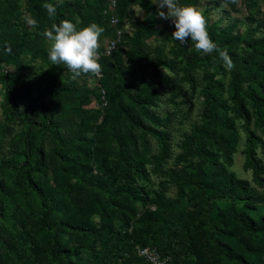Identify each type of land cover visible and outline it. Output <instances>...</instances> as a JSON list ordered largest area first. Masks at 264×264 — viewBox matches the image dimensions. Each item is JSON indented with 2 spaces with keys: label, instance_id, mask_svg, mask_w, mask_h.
<instances>
[{
  "label": "trees",
  "instance_id": "trees-1",
  "mask_svg": "<svg viewBox=\"0 0 264 264\" xmlns=\"http://www.w3.org/2000/svg\"><path fill=\"white\" fill-rule=\"evenodd\" d=\"M136 5L142 21L98 59L99 76L83 75L86 87L51 64L42 33L61 20L96 23L101 51L114 34L105 2L0 0V264H148L137 253L146 247L169 264H264V21L249 15L241 31L242 20L210 22L204 11L228 70L190 38L168 51L149 44L162 35L153 0H117L119 27ZM187 85L201 88L203 108L176 154L182 109L160 104H181ZM240 130L254 185L230 169Z\"/></svg>",
  "mask_w": 264,
  "mask_h": 264
},
{
  "label": "clouds",
  "instance_id": "clouds-1",
  "mask_svg": "<svg viewBox=\"0 0 264 264\" xmlns=\"http://www.w3.org/2000/svg\"><path fill=\"white\" fill-rule=\"evenodd\" d=\"M159 9L158 15L163 20H170L175 27L172 39L184 45L188 39L197 52L205 55L216 52L226 69L234 67L227 50H222L213 42L208 30L207 20L201 8L194 5H181L178 0H153ZM50 18L56 15V8L50 3L43 5ZM30 23L36 26V21ZM104 29L96 23L81 28L69 20L53 23L42 35L49 42L47 55L52 65L63 64L71 73L73 80L81 75L99 76L102 66L98 62L99 40Z\"/></svg>",
  "mask_w": 264,
  "mask_h": 264
},
{
  "label": "rangeland",
  "instance_id": "rangeland-1",
  "mask_svg": "<svg viewBox=\"0 0 264 264\" xmlns=\"http://www.w3.org/2000/svg\"><path fill=\"white\" fill-rule=\"evenodd\" d=\"M255 4L250 2V0H235L233 2H229V0H220V5H217L213 2V0H202L196 6L201 8L204 11H207L210 17V22L222 17L224 19L223 24H226L230 19H238L243 22L246 21V17L249 15H253L256 18L262 19L264 21V3L261 0H257ZM156 4V3H155ZM157 5V4H156ZM158 7V6H157ZM159 11H164L166 13L167 9H159ZM134 11V19L126 23L125 28L127 31H131L134 26L132 24L142 21L144 16V11L140 8L139 5L133 7ZM225 13H224V12ZM159 23L158 28L161 30L162 35L152 38L148 41L152 46H163L166 51H168L172 47L182 46L179 44V41H175L172 39V32L175 31L174 25L170 20H163L157 16ZM30 27V22L27 23ZM247 23L244 22V25H241L239 29L243 31ZM262 31V30H261ZM261 35V32L257 34ZM107 39H104L105 43ZM102 42V43H103ZM49 42L46 41V47L48 49ZM77 81L80 85H85L86 87L90 86L91 81L88 78L81 75L77 78ZM201 89V88H200ZM198 92H192L191 88L187 85L185 87V97L176 99V103H181L174 106L172 103L161 102L160 108L162 110L170 109L172 111H176L178 108L182 109V112L178 114L177 121L175 122V132L172 134L173 136V149L174 153L178 154L180 149L177 146V142L180 139V131L188 130L191 123L198 122L200 120V113L203 108V103L200 98V94ZM2 96L0 94V123L3 122V114H2ZM185 115V116H184ZM17 128V127H16ZM19 128V127H18ZM17 128V129H18ZM1 137V136H0ZM244 142H245V134L242 130H240V141L238 143L237 152L233 157V165L231 166V170L239 177L240 179L248 181L250 184L254 185L252 172L250 170H245L243 168V164L245 162L244 155ZM2 144V141H0ZM257 156L262 158L264 161V152H262L261 148L257 150ZM155 181V180H153ZM175 194V190L171 189L169 192V196L173 197ZM154 209V208H152Z\"/></svg>",
  "mask_w": 264,
  "mask_h": 264
},
{
  "label": "built area",
  "instance_id": "built-area-1",
  "mask_svg": "<svg viewBox=\"0 0 264 264\" xmlns=\"http://www.w3.org/2000/svg\"><path fill=\"white\" fill-rule=\"evenodd\" d=\"M69 3H85L91 2L94 0H64ZM104 1L106 8L103 11V15L108 19L109 25L113 28V36L110 39H107L103 44V49L98 51V59L102 56L109 57L112 53L116 52L123 44V35L126 31V28L119 27V19L116 15L117 0H100ZM104 91H102V96L100 98L101 104L100 107L106 105L104 99ZM138 256L141 257L148 264H169V257L161 255L155 248L146 247L137 249Z\"/></svg>",
  "mask_w": 264,
  "mask_h": 264
}]
</instances>
